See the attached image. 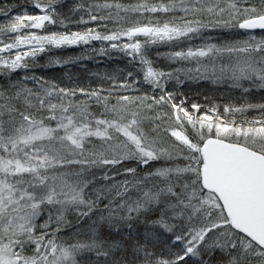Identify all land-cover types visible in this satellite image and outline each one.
Wrapping results in <instances>:
<instances>
[{
	"label": "snow or ice",
	"instance_id": "snow-or-ice-1",
	"mask_svg": "<svg viewBox=\"0 0 264 264\" xmlns=\"http://www.w3.org/2000/svg\"><path fill=\"white\" fill-rule=\"evenodd\" d=\"M0 264H264V0H0Z\"/></svg>",
	"mask_w": 264,
	"mask_h": 264
},
{
	"label": "trees",
	"instance_id": "trees-1",
	"mask_svg": "<svg viewBox=\"0 0 264 264\" xmlns=\"http://www.w3.org/2000/svg\"><path fill=\"white\" fill-rule=\"evenodd\" d=\"M122 63V62H121ZM90 66H92L91 65V63H90ZM95 67H98V68H100L101 70H103V65H96ZM74 71H78L77 69H74Z\"/></svg>",
	"mask_w": 264,
	"mask_h": 264
}]
</instances>
